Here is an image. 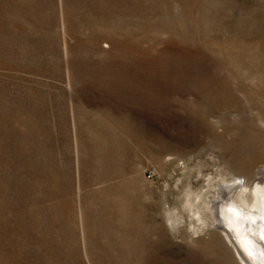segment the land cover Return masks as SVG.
Returning <instances> with one entry per match:
<instances>
[{
    "label": "rangeland",
    "instance_id": "rangeland-1",
    "mask_svg": "<svg viewBox=\"0 0 264 264\" xmlns=\"http://www.w3.org/2000/svg\"><path fill=\"white\" fill-rule=\"evenodd\" d=\"M257 166L264 0H0V264H240Z\"/></svg>",
    "mask_w": 264,
    "mask_h": 264
},
{
    "label": "bare ground",
    "instance_id": "bare-ground-1",
    "mask_svg": "<svg viewBox=\"0 0 264 264\" xmlns=\"http://www.w3.org/2000/svg\"><path fill=\"white\" fill-rule=\"evenodd\" d=\"M256 169L255 177L247 170L245 176L242 175L250 181L223 179L216 182L214 196L205 207L212 231L223 234L240 264H264V166ZM190 205L194 211L195 204ZM197 211L195 214L200 213Z\"/></svg>",
    "mask_w": 264,
    "mask_h": 264
}]
</instances>
